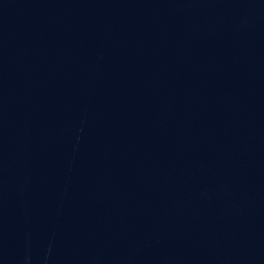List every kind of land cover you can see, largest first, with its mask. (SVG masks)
Listing matches in <instances>:
<instances>
[{"label":"water","instance_id":"1","mask_svg":"<svg viewBox=\"0 0 264 264\" xmlns=\"http://www.w3.org/2000/svg\"><path fill=\"white\" fill-rule=\"evenodd\" d=\"M0 264H264V0H0Z\"/></svg>","mask_w":264,"mask_h":264}]
</instances>
